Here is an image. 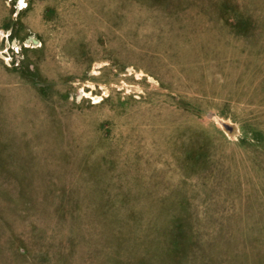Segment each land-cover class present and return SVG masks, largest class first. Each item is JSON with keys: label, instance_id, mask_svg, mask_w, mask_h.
I'll list each match as a JSON object with an SVG mask.
<instances>
[{"label": "rangeland", "instance_id": "1", "mask_svg": "<svg viewBox=\"0 0 264 264\" xmlns=\"http://www.w3.org/2000/svg\"><path fill=\"white\" fill-rule=\"evenodd\" d=\"M26 1L0 0V264H264V0Z\"/></svg>", "mask_w": 264, "mask_h": 264}, {"label": "bare ground", "instance_id": "2", "mask_svg": "<svg viewBox=\"0 0 264 264\" xmlns=\"http://www.w3.org/2000/svg\"><path fill=\"white\" fill-rule=\"evenodd\" d=\"M26 3H27L26 0H23V3H21V0H19V6H21V5L23 6L24 4L26 5ZM78 6H82V5L78 4ZM30 38H34L37 43L42 44V40L40 38L38 39V38L32 37V36Z\"/></svg>", "mask_w": 264, "mask_h": 264}, {"label": "snow or ice", "instance_id": "3", "mask_svg": "<svg viewBox=\"0 0 264 264\" xmlns=\"http://www.w3.org/2000/svg\"><path fill=\"white\" fill-rule=\"evenodd\" d=\"M21 3H23V0H21Z\"/></svg>", "mask_w": 264, "mask_h": 264}, {"label": "water", "instance_id": "4", "mask_svg": "<svg viewBox=\"0 0 264 264\" xmlns=\"http://www.w3.org/2000/svg\"><path fill=\"white\" fill-rule=\"evenodd\" d=\"M34 39V38H33ZM34 41H35V39H34ZM36 42V41H35Z\"/></svg>", "mask_w": 264, "mask_h": 264}]
</instances>
